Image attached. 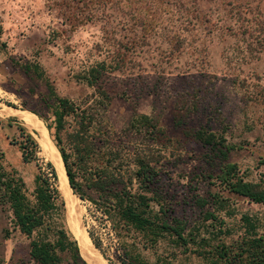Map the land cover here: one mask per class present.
Returning a JSON list of instances; mask_svg holds the SVG:
<instances>
[{
  "label": "rangeland",
  "instance_id": "1",
  "mask_svg": "<svg viewBox=\"0 0 264 264\" xmlns=\"http://www.w3.org/2000/svg\"><path fill=\"white\" fill-rule=\"evenodd\" d=\"M103 63L101 79L90 86L88 72ZM26 64L39 73L26 74ZM49 87L82 105L95 106L108 93L116 144L153 158L156 209L188 230L201 229L210 247L239 244L243 215L264 234V204L225 191L218 178L224 161L196 138L205 131L239 146L227 162L264 190V0H0V108L11 104L48 118ZM18 125L36 139L19 117L1 114L0 154L32 193L37 162H23ZM38 158L42 166L49 162L40 149ZM77 209L86 235L101 237L106 256L119 264L110 223L78 197ZM208 213L218 223L207 221ZM11 218L0 205V264H36L30 240ZM211 225L222 234H206ZM167 244L144 255L151 262L171 255L174 264H208Z\"/></svg>",
  "mask_w": 264,
  "mask_h": 264
},
{
  "label": "trees",
  "instance_id": "2",
  "mask_svg": "<svg viewBox=\"0 0 264 264\" xmlns=\"http://www.w3.org/2000/svg\"><path fill=\"white\" fill-rule=\"evenodd\" d=\"M79 1L86 4V0ZM22 69L26 74L39 73L38 67L33 65L26 64ZM105 69L104 63L90 69L87 83L90 86L98 84ZM101 96L103 100H94L95 106L82 105L58 96L49 87L50 117L40 119L61 154L73 194L91 204L92 212L110 223L111 239L120 246L119 264H174L171 255L159 256L153 262L144 255L162 242L182 249L185 254L193 252L208 264H264V234L259 232L256 219L242 216L244 231L236 246L210 247V238L204 237L201 229L188 230L185 223L169 215L162 206L156 209L155 204L160 206V194L155 185L157 171L153 158L116 144L107 115L112 97L105 91ZM142 119L148 120L145 116ZM17 128L22 138L23 162H37L35 188L29 193L17 171L6 166L0 154V205L11 213L13 227L30 240L29 256L34 263L88 264L68 228L66 205L58 188L55 167L51 162L45 166L39 163L38 142L23 126ZM196 138L224 161L218 178L225 191L264 204V190H257L238 177L237 167L227 162L230 153L239 146L226 144L223 138L218 139L205 131L197 132ZM260 165L264 167L263 158H260ZM206 220L218 223L217 217L210 213ZM219 224L224 225L223 222ZM214 228L216 226H209L206 234H222ZM89 237L109 264H115L106 256L103 239L97 234L95 237L92 231Z\"/></svg>",
  "mask_w": 264,
  "mask_h": 264
},
{
  "label": "bare ground",
  "instance_id": "3",
  "mask_svg": "<svg viewBox=\"0 0 264 264\" xmlns=\"http://www.w3.org/2000/svg\"><path fill=\"white\" fill-rule=\"evenodd\" d=\"M17 116L23 124L36 133V141L40 146V155L51 162L58 176V187L66 205V219L69 230L75 235L82 257L88 264H108L101 253L94 247L93 243L82 229L79 222L77 209V197L69 185L66 169L60 152L52 142L49 132L44 123L31 113L15 110L9 107L0 108V115Z\"/></svg>",
  "mask_w": 264,
  "mask_h": 264
}]
</instances>
